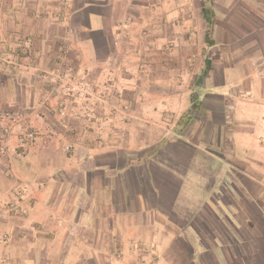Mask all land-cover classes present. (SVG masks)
Listing matches in <instances>:
<instances>
[{
  "label": "crops",
  "instance_id": "1",
  "mask_svg": "<svg viewBox=\"0 0 264 264\" xmlns=\"http://www.w3.org/2000/svg\"><path fill=\"white\" fill-rule=\"evenodd\" d=\"M2 57L40 136L0 156V264H264V0H0Z\"/></svg>",
  "mask_w": 264,
  "mask_h": 264
},
{
  "label": "built area",
  "instance_id": "2",
  "mask_svg": "<svg viewBox=\"0 0 264 264\" xmlns=\"http://www.w3.org/2000/svg\"><path fill=\"white\" fill-rule=\"evenodd\" d=\"M7 49V45H4ZM2 61L5 58L2 57ZM52 79L56 86V91L63 97L85 98L90 96L93 87L92 80L82 77L73 69L56 68L52 73ZM28 118L24 111L16 109H4L0 111V156H5L8 152V146L11 138L16 141V147L27 150L32 146L40 136V130L35 127L17 125L23 123ZM67 148V147H66Z\"/></svg>",
  "mask_w": 264,
  "mask_h": 264
},
{
  "label": "rangeland",
  "instance_id": "3",
  "mask_svg": "<svg viewBox=\"0 0 264 264\" xmlns=\"http://www.w3.org/2000/svg\"><path fill=\"white\" fill-rule=\"evenodd\" d=\"M52 81H53V79H52ZM223 235H224V233H223Z\"/></svg>",
  "mask_w": 264,
  "mask_h": 264
},
{
  "label": "trees",
  "instance_id": "4",
  "mask_svg": "<svg viewBox=\"0 0 264 264\" xmlns=\"http://www.w3.org/2000/svg\"><path fill=\"white\" fill-rule=\"evenodd\" d=\"M205 11H203V13H204Z\"/></svg>",
  "mask_w": 264,
  "mask_h": 264
}]
</instances>
